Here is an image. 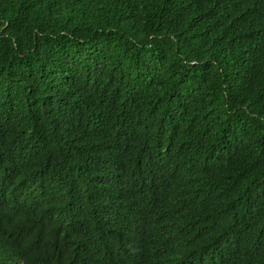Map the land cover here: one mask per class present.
<instances>
[{
  "label": "trees",
  "instance_id": "obj_1",
  "mask_svg": "<svg viewBox=\"0 0 264 264\" xmlns=\"http://www.w3.org/2000/svg\"><path fill=\"white\" fill-rule=\"evenodd\" d=\"M0 264H264V0H0Z\"/></svg>",
  "mask_w": 264,
  "mask_h": 264
}]
</instances>
